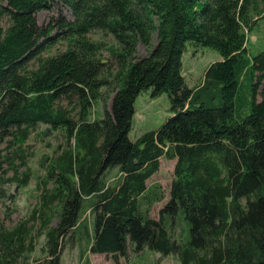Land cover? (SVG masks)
<instances>
[{
	"label": "trees",
	"instance_id": "1",
	"mask_svg": "<svg viewBox=\"0 0 264 264\" xmlns=\"http://www.w3.org/2000/svg\"><path fill=\"white\" fill-rule=\"evenodd\" d=\"M40 10L56 14L39 23ZM187 45L220 55L194 86ZM147 89L166 92L172 114L132 140ZM42 125L64 143L40 160L29 215L0 223V264H62L68 241L116 260L131 247L177 264H264V0H0V169L13 171L0 181L29 184ZM162 157L175 160L168 198L149 184Z\"/></svg>",
	"mask_w": 264,
	"mask_h": 264
},
{
	"label": "rangeland",
	"instance_id": "2",
	"mask_svg": "<svg viewBox=\"0 0 264 264\" xmlns=\"http://www.w3.org/2000/svg\"><path fill=\"white\" fill-rule=\"evenodd\" d=\"M64 14L68 18H72L71 12L68 9H63ZM56 14L55 10H40L37 12V19L39 23H45L49 18ZM90 37L106 42V45L116 46L115 41L110 36H105L101 31H94L90 33ZM154 37V41H155ZM249 44L256 45L261 42V32L254 31L249 35ZM66 47L65 41L58 42L48 54L55 53L63 50ZM104 57H110L109 50L104 49ZM147 49L142 43L138 44V54L145 55ZM220 58L219 53L206 46L187 45L183 51V71L186 75L187 83L189 86L196 85L203 76L204 71L210 63ZM112 96V94H111ZM110 103V99L107 104ZM135 113L133 116V124L129 131V137L135 140L140 134L145 131L159 128L163 122L172 114L171 105L168 94L166 92L153 95L151 89L142 91L136 98ZM44 134H40L39 130L35 131L29 138V144L33 151L32 156L29 158V165L33 171V175L28 185L24 187H17L10 180L0 181V188L5 190V194L0 191V223L11 226L19 220L27 217L29 211L36 204V197L39 190L36 189L37 177L43 175L44 171L40 167V160L44 156L55 154L60 145L64 141L58 131L50 132L41 126ZM40 128V129H41ZM161 165L159 170L149 179V184L158 182L161 184L168 198L169 186L173 178V168L175 160H170L165 157L160 159ZM0 173L6 179L13 174L12 170H6L7 164H2ZM163 202L156 203L152 215H157L158 209L162 206ZM92 217V214L87 213ZM57 218L53 219L55 224ZM56 225V224H55ZM40 230V229H39ZM37 228V231H39ZM44 235H40L36 240V250L34 251V259L37 261L44 260V253L41 250ZM83 244V243H82ZM81 243L68 241L63 246L60 252L62 264H155L161 254L154 251H143L136 253L131 247H128L127 256H119L116 260L112 254L92 253L90 251H83ZM86 248V247H85ZM83 254V255H82ZM177 257L173 253L158 259L160 264H177Z\"/></svg>",
	"mask_w": 264,
	"mask_h": 264
}]
</instances>
